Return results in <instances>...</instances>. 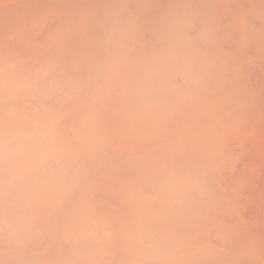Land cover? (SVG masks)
Instances as JSON below:
<instances>
[{
	"label": "bare ground",
	"instance_id": "6f19581e",
	"mask_svg": "<svg viewBox=\"0 0 264 264\" xmlns=\"http://www.w3.org/2000/svg\"><path fill=\"white\" fill-rule=\"evenodd\" d=\"M0 264H264V0H0Z\"/></svg>",
	"mask_w": 264,
	"mask_h": 264
}]
</instances>
